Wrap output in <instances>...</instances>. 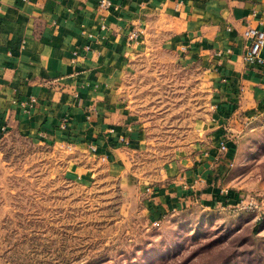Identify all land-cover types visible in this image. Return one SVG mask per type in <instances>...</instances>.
<instances>
[{
	"label": "crops",
	"instance_id": "obj_1",
	"mask_svg": "<svg viewBox=\"0 0 264 264\" xmlns=\"http://www.w3.org/2000/svg\"><path fill=\"white\" fill-rule=\"evenodd\" d=\"M109 1L104 9L101 0H0V133L68 148L73 178L132 181L153 223L215 203L223 128L264 110V68L243 59L245 31L264 30V0ZM161 52L197 69L201 92L210 73L217 108L206 151L203 95L182 97L185 130L168 129L185 141L162 164L149 133L164 116L144 109L135 80ZM174 110L167 117L184 120Z\"/></svg>",
	"mask_w": 264,
	"mask_h": 264
},
{
	"label": "rangeland",
	"instance_id": "obj_2",
	"mask_svg": "<svg viewBox=\"0 0 264 264\" xmlns=\"http://www.w3.org/2000/svg\"><path fill=\"white\" fill-rule=\"evenodd\" d=\"M201 79L172 54L143 62L138 96L146 111L164 116L149 133L161 164L171 144L185 141L186 133L168 129L176 122L185 130L184 95L202 93L203 145L212 146L217 108L210 73L203 70V92ZM174 108L184 120L167 117ZM223 139L228 151L217 155V201L153 223L132 181L127 188L105 175L96 182L73 178L68 148L0 133V264H264V110L231 120Z\"/></svg>",
	"mask_w": 264,
	"mask_h": 264
},
{
	"label": "built area",
	"instance_id": "obj_3",
	"mask_svg": "<svg viewBox=\"0 0 264 264\" xmlns=\"http://www.w3.org/2000/svg\"><path fill=\"white\" fill-rule=\"evenodd\" d=\"M111 5L109 0H101L100 6L104 9ZM247 45L243 54L246 64L264 68V30L256 27H248L244 33ZM32 102H36L35 99ZM220 151H228L225 142L220 143Z\"/></svg>",
	"mask_w": 264,
	"mask_h": 264
}]
</instances>
